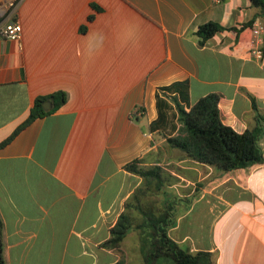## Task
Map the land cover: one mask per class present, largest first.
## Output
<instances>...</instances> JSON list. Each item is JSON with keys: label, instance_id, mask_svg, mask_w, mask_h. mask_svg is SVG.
I'll list each match as a JSON object with an SVG mask.
<instances>
[{"label": "crops", "instance_id": "0c3cea01", "mask_svg": "<svg viewBox=\"0 0 264 264\" xmlns=\"http://www.w3.org/2000/svg\"><path fill=\"white\" fill-rule=\"evenodd\" d=\"M16 3L0 20L21 25L19 41L0 34V143L37 96L63 91L66 100L0 147L4 264H163L170 257L161 253L147 259L140 230L116 249L104 245L141 182L124 168L138 157L173 176L166 233L180 248L210 252L215 264H264V163L221 173L149 128L158 88L186 81L191 104L218 95L221 120L236 132L261 125L264 156V56L250 53L256 22L264 50L259 8L251 0ZM206 22L223 29L201 42Z\"/></svg>", "mask_w": 264, "mask_h": 264}, {"label": "trees", "instance_id": "16d2710c", "mask_svg": "<svg viewBox=\"0 0 264 264\" xmlns=\"http://www.w3.org/2000/svg\"><path fill=\"white\" fill-rule=\"evenodd\" d=\"M251 1L264 16V0ZM222 29L215 22H206L198 27L196 33L204 42ZM155 97L157 117L150 122L149 128L151 132L162 135L165 146L178 149L187 158L207 164L221 173L264 163L259 145L262 126L256 125L239 133L224 124L218 109L217 94H206L191 104L188 83L175 81L159 87ZM46 100L52 103L49 110H44L42 106ZM65 100L63 91L37 96L27 118L0 143V147L34 118L56 110ZM258 118L261 116L258 115ZM141 161L142 158L138 157L124 166L127 171L140 176L141 182L125 202V209L110 228L109 238L104 245L118 248L126 234L135 229L140 230L141 241L146 239L142 248H147L148 260L161 253L170 257L173 264H215L210 252H190L180 248L167 236L173 200L170 187L173 176L159 165L142 166L139 164ZM0 264H4L1 239Z\"/></svg>", "mask_w": 264, "mask_h": 264}, {"label": "built area", "instance_id": "2783aa9c", "mask_svg": "<svg viewBox=\"0 0 264 264\" xmlns=\"http://www.w3.org/2000/svg\"><path fill=\"white\" fill-rule=\"evenodd\" d=\"M12 6L13 8L15 5H13V1L8 2L4 6H0V18L5 13L6 9ZM0 34L5 37L12 40L19 41L21 38V25L17 21H11V20H4L3 22H0ZM253 37L250 41V53L256 57L257 59H262L264 56V51L262 48V36L261 32L263 30V26L260 22H256L251 27Z\"/></svg>", "mask_w": 264, "mask_h": 264}, {"label": "rangeland", "instance_id": "374dc122", "mask_svg": "<svg viewBox=\"0 0 264 264\" xmlns=\"http://www.w3.org/2000/svg\"><path fill=\"white\" fill-rule=\"evenodd\" d=\"M11 1H13V5L16 6V4H17V3H16L17 0H9V2H11ZM14 9H15V7L13 8L12 6H9V7L6 9L5 13L2 15V17L0 18V20L3 19L4 17H5V18L8 17V15H12ZM159 264H160V263H159ZM163 264H173V261L171 260V258H167L166 261H165V259H163Z\"/></svg>", "mask_w": 264, "mask_h": 264}, {"label": "water", "instance_id": "95a60500", "mask_svg": "<svg viewBox=\"0 0 264 264\" xmlns=\"http://www.w3.org/2000/svg\"><path fill=\"white\" fill-rule=\"evenodd\" d=\"M47 105H49V102H44V103H43L42 106H43V109H44V110H47V109H48V106H47Z\"/></svg>", "mask_w": 264, "mask_h": 264}]
</instances>
